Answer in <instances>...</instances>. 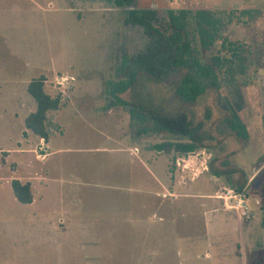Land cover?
<instances>
[{"label":"rangeland","instance_id":"rangeland-1","mask_svg":"<svg viewBox=\"0 0 264 264\" xmlns=\"http://www.w3.org/2000/svg\"><path fill=\"white\" fill-rule=\"evenodd\" d=\"M131 10L161 34L169 12L201 14L194 58L216 86L183 100L166 40L127 25ZM229 43L234 64L215 65ZM42 77L62 96L47 142L25 126ZM263 168L264 0H0V264H264L240 250L234 212L213 220L224 204L212 200Z\"/></svg>","mask_w":264,"mask_h":264},{"label":"trees","instance_id":"trees-1","mask_svg":"<svg viewBox=\"0 0 264 264\" xmlns=\"http://www.w3.org/2000/svg\"><path fill=\"white\" fill-rule=\"evenodd\" d=\"M136 0H114L118 8L131 7ZM169 29L162 33L152 25V18L147 13H138L131 10L127 13L125 23L135 25L144 29L146 33H154L164 37L168 48L172 53L170 65L172 68L182 71L183 77L176 90L177 94L187 102H193L201 97L207 87L216 86V76L211 67L203 64L194 58L193 42L196 40V34H202L206 31L205 24L202 21V15L192 16L191 13L182 11L179 14L169 12ZM195 21V28L194 22ZM210 28H207L209 31ZM206 31V32H207ZM238 54V47L229 43L223 45L220 55L215 58V65L221 67H231ZM46 78L42 77L33 80L28 88V94L33 98L36 104V111L30 114L25 120L26 129L35 136L47 142L49 138L47 122L48 115L51 112L59 110L62 103V96L52 97L45 92ZM131 117L135 119L134 112L136 108H130ZM143 123H151L152 133L159 134L165 131V128L150 114L143 115ZM142 120V119H141ZM141 124V125H143ZM143 125V126H144ZM248 184L245 180L240 189H244ZM12 189L16 200L23 205L33 203L32 188L29 183L23 184L20 181L12 183ZM249 196V195H248Z\"/></svg>","mask_w":264,"mask_h":264},{"label":"crops","instance_id":"crops-1","mask_svg":"<svg viewBox=\"0 0 264 264\" xmlns=\"http://www.w3.org/2000/svg\"><path fill=\"white\" fill-rule=\"evenodd\" d=\"M261 172H264V168L261 169L259 173L251 176L248 181L249 184H247L243 189L249 197H253L255 202V210H253L255 216L253 223L244 224L236 216L238 222V232L242 235V248L240 250H242L245 255L250 253L256 255L264 254V180L255 188H252L251 186V183L261 174ZM212 200L222 202L215 197ZM231 212L233 211L226 209L224 206V210L219 211V215L214 217L213 220L226 222V220H229ZM210 213L214 215L217 213V210L213 208ZM240 223L243 225V229L241 228ZM244 226L246 227L244 228ZM241 229L243 231H241Z\"/></svg>","mask_w":264,"mask_h":264},{"label":"built area","instance_id":"built-area-1","mask_svg":"<svg viewBox=\"0 0 264 264\" xmlns=\"http://www.w3.org/2000/svg\"><path fill=\"white\" fill-rule=\"evenodd\" d=\"M68 81V78L62 79ZM216 199L221 200L226 209L233 211L240 221L252 220L249 209V196L245 191L238 192L234 190H225L224 193L217 195Z\"/></svg>","mask_w":264,"mask_h":264}]
</instances>
